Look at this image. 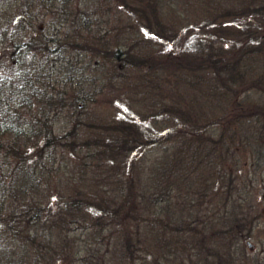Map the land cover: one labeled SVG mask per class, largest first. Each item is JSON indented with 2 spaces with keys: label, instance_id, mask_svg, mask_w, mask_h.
Segmentation results:
<instances>
[{
  "label": "rangeland",
  "instance_id": "rangeland-1",
  "mask_svg": "<svg viewBox=\"0 0 264 264\" xmlns=\"http://www.w3.org/2000/svg\"><path fill=\"white\" fill-rule=\"evenodd\" d=\"M141 1L152 8L151 24L149 17H134L121 0H0V82L5 67L10 70L23 59L26 64L17 70L39 63L45 81L31 94L23 87L21 96L9 88L0 96V110L9 102L24 133L0 130V178L24 187L5 198L9 209L0 216L5 221H0V264L15 256L23 264L263 262L264 122L260 131L244 135L239 118L264 119V41L255 71L259 77L248 75L236 85L217 80L222 88L229 86L225 111H218L220 103L209 92L203 95L206 83L196 79L189 89H176L192 110L184 108L183 115L209 117L197 131L174 124L168 132L163 111L172 105L165 95L172 78L154 79L140 59L155 55L156 63L160 59L168 68L182 69L215 51L222 64L232 63L238 46L234 29L249 25L256 37L264 36V22H250L248 16L257 21L261 14L264 20V0H229V18L207 22L209 14L223 15L227 9L209 4L200 29L198 16L195 22L191 17L197 13L196 0L170 1L171 7L162 0L161 11L174 14L170 20L158 16L161 11L156 13L159 7L152 0ZM233 15L247 19L236 22ZM22 20L30 22L28 28ZM37 35L48 48L61 50L51 65L45 63L53 55L22 51ZM125 53L127 63L119 59ZM79 85L86 92L78 94V107H85L81 117L69 106ZM248 91L252 100L246 101ZM86 122L98 130L128 131L133 142L141 138L144 145L130 149L125 158L116 150L119 139L110 141V150L93 152L84 145L80 152L77 144L95 140L79 126ZM228 141L235 144L232 156ZM17 144L20 150L13 154ZM229 222L243 237L239 251L229 236Z\"/></svg>",
  "mask_w": 264,
  "mask_h": 264
},
{
  "label": "trees",
  "instance_id": "trees-1",
  "mask_svg": "<svg viewBox=\"0 0 264 264\" xmlns=\"http://www.w3.org/2000/svg\"><path fill=\"white\" fill-rule=\"evenodd\" d=\"M153 3L158 6L159 8H156V13L161 11L163 9V4H162V0H152ZM172 2L174 4H176V0H165L164 2L169 6V2ZM196 4H197V13L191 15L192 17V21L195 22L196 17L198 16V25L199 29L201 27H203V19H204V15L203 14H207L210 13V8L207 6L209 4H214V6L217 8H219L221 5H225L227 9H224L225 13H223V15H214L212 16L211 14H209V18H207V22H211L212 20H217V19H221V18H229V0H196ZM122 7L127 8L129 12L132 13V15L138 19H140V17L146 16L149 17L146 18V22H148L149 24H151L150 19L152 17V8H149V6H145L141 0H121ZM130 6V8L128 7ZM171 7V6H169ZM189 8V7H188ZM190 11V9H189ZM198 14V15H197ZM174 14L172 13V15L169 12H164L161 11V15H158L162 18H165L166 20H170L171 16H173ZM249 16V21L251 22H258V23H262L264 22L261 14H259L257 17V21L254 18V16L252 17L251 15ZM174 17V16H173ZM208 17V16H207ZM188 19V17H187ZM246 16L242 15V16H236L233 15L232 16V20H236V22L239 21H244L246 20ZM249 22V24H250ZM23 24L27 25L26 27H29V23L27 20H22ZM241 24V23H240ZM157 23H155L154 26H156ZM251 26H253L252 24H250ZM14 29L18 28L19 24H18V20H16V23L13 24ZM158 26V25H157ZM255 31H257L256 28L254 27ZM160 29V28H159ZM211 30V28L209 29V31ZM157 32L162 33L160 30H157ZM234 35L236 38V42L237 45H241V47L239 48L238 46L236 47L235 50V57L232 61V63H229V61H227L228 63L226 64H222L221 62V58L220 56H218L217 52L213 51L214 53H210L209 55H204V57H201L199 59H194L192 61V63H195L196 65L194 66H183L182 69L178 66H173V69H171V65L168 66L165 63H162L160 61V59L158 60L159 63H156L154 60H156L155 55H153V59H151L150 57L146 56L147 59H143L141 58L140 60H143L146 62V64L148 65V67L146 66V64H142L143 68L147 67L146 70L147 72H150V75H152L154 77V79L156 80H161L164 77H171V81L172 84L170 87L171 89L167 90V94L166 97L168 99V104H172L171 107H167L166 111H163V114L165 115V121L164 124L168 126H171V128L168 129V132H172L170 130H173V125L176 124L175 128H178L181 126H185L186 128L184 129H189V130H200L201 127H204L206 124V120L209 119V117L205 116L202 117L198 114H196L195 116L192 115L191 113H185L184 115L182 114V111L184 108H186L187 111H192L191 108H188L187 105L185 104V98L182 94H176V90L178 87L179 88H187L188 87H192L194 84H192L191 82H194L196 79L200 84H207V88H205V94L203 95H207L209 92V95L211 97V95H213L212 101L215 102H219L220 103V107L219 110L221 109L224 110L225 107L227 105H229V86L222 88L223 85H220L219 82L217 80H220L219 78H225V80H227V83L229 85V82H234V85L242 83V81L246 80L247 78H249V76H256L259 77V73L255 72V71H259L256 67L261 66L260 63V58L258 59V54L261 53L259 50L261 48V45L263 44L262 41H264V36L261 37H256V35L253 34V31L251 29H249V25H247V27L243 26V24L240 25V27L236 29H234ZM241 35V36H239ZM250 35V36H249ZM22 37V35H21ZM51 42H56V39L54 37H52V41ZM69 42V41H68ZM66 43V45H68L69 43ZM16 44L13 45V47ZM150 48V47H149ZM149 48L147 47V50H149ZM59 49V48H58ZM56 50L55 45L53 46V48H48L47 47V42L44 41V39L42 38L41 35H37L35 36V38H33L28 44H26L25 46H23L22 51L23 53H25V55L30 54L32 52V50H37L43 54L48 53L47 55H53L52 58H55V60L53 61L52 58L50 60H48V62L46 61V65L48 66V63H54L56 61V59L58 60L61 56V54L59 55L61 50ZM223 51H226L225 49L221 48ZM258 49V50H257ZM21 51V52H22ZM229 51V50H228ZM205 53H207V51H205ZM127 54H129V51L127 52ZM125 53L124 57H119V59H122L124 61V63H127L130 58L129 55H127ZM49 55V56H50ZM152 56V55H150ZM19 57H22L19 56ZM117 56L115 55V58ZM18 58V57H17ZM49 59V58H48ZM189 60V58H188ZM31 61V60H30ZM157 61V60H156ZM190 61V60H189ZM231 62V61H230ZM22 64H26V60H19L18 63H14L13 68L12 69H8L7 67H5L4 69V74L1 77L2 80L0 82V96L5 95L8 91L7 89L9 88V92L10 93H16L19 94L21 96V94L24 91V88L27 89L28 93H32L33 91H35V88H41L42 84L45 83L43 76L41 75V71H39V63L36 64H32L30 65L31 68L27 69H21V70H17L16 67H20V65ZM156 65V69H154L155 67H152V65ZM53 66H49V68L52 70ZM158 67V68H157ZM42 69H44V67H41ZM149 69H154L149 70ZM170 69V70H169ZM240 69V70H239ZM256 69L252 72H250L251 70ZM9 71H11V73L9 74ZM53 71V70H52ZM50 74L52 73L51 71H49ZM48 72V74H49ZM43 73V72H42ZM10 75V76H9ZM249 75V76H248ZM248 76V77H247ZM202 78H204L202 80ZM154 81V80H153ZM150 82V81H148ZM147 82V83H148ZM46 87V84L44 85ZM146 86L149 87H153L156 89L155 86L151 85L149 83L146 84ZM24 87V88H23ZM197 87V86H196ZM186 89V90H187ZM213 90L210 92V90ZM7 91L5 94H3L4 91ZM157 92L159 93L158 89H156ZM76 94L72 96L71 101L69 106L72 107V114H78L77 117H81L84 112H85V107L83 106V108L78 107L80 105L78 101V94H83L86 93L84 91V86L83 85H79L75 88ZM211 93V94H210ZM249 93L245 92L244 95L246 94V98L245 100H252V98H248L247 95ZM3 94V95H2ZM156 101L157 99L160 97V95L156 96ZM164 101H166V99H164ZM252 102V101H251ZM258 105V104H257ZM225 111V110H224ZM180 112L182 115L180 118H178V113ZM15 110H13V108H10V104L9 102L6 103L5 107H1L0 110V120H1V125H0V130H2L1 132L7 131L8 133L13 132V134H19L21 133L24 136L23 133V126H20V121L18 122V120L16 119V115H15ZM152 114V113H151ZM156 113H153L152 115H155ZM176 115V116H175ZM19 117V115H18ZM151 117V116H150ZM187 118V119H186ZM190 118V120L188 119ZM79 119V118H77ZM76 119V120H77ZM262 122H264L263 118H257L256 116H249V117H243V118H239V125L242 126V130L244 135L247 132H251L253 133L254 131L259 130L262 128ZM153 123L156 124V120L153 121ZM27 129H31V126L29 124ZM157 125V124H156ZM178 125V126H177ZM38 126V125H37ZM35 126V128L37 127ZM79 126L81 128H84V131H86L85 133H88L89 135H93L95 137L94 142H90V143H79L78 148H76V150L78 149L81 152V149H84L85 147L88 146V148H91V150L98 149V148H105L106 150H110L109 145H110V141H114V140H120L117 143V147L116 150L117 152L120 154L121 157L125 158L128 156L129 154V150L133 149L135 150V147H138L140 145H144L143 140L137 139L135 142H133V138L132 135L128 132V131H121V130H117V127H109L108 129L106 127H104V130H98L96 127H94V125L89 126V123L86 122L84 124H79ZM154 128V125H153ZM155 130H157V128L153 129L152 133L155 134ZM260 133V132H258ZM254 134V133H253ZM42 136V135H41ZM242 136V134H241ZM76 139L74 140H78V137H74ZM235 138L233 139V142L235 143ZM62 140V139H61ZM240 140V139H239ZM242 140H243V136H242ZM247 143H250V139L246 140ZM23 140L19 141V143H22ZM61 142V141H60ZM241 142V140H240ZM196 146H199V144H197V142H194ZM64 144H68L64 143ZM48 146V144H46ZM53 147L56 146V144L52 143L49 144ZM58 145L61 146V148H64L65 145L59 143ZM87 145V146H84ZM235 144H230L229 145V141H228V148H229V154L236 153L233 150V146ZM252 145V144H251ZM155 146V145H153ZM19 144L16 145L17 149L12 148L11 152L14 154L17 150L19 151ZM43 158V157H42ZM164 159V158H163ZM43 172V171H42ZM44 174V172H43ZM43 176V175H42ZM34 181H35V177ZM132 187V186H131ZM24 187H17L14 186L13 184H6L5 181L3 180V178H0V216L4 213V211H7L9 209V207L6 206V196L7 195H11L15 192L20 193L21 191H23ZM123 190V189H121ZM112 191V190H110ZM145 191V192H144ZM143 192L145 193L144 197L147 195L148 193V188H144ZM129 193H131V190H129ZM107 194V193H105ZM73 203V202H72ZM70 201L66 202V204H72ZM108 203V202H107ZM6 207V208H5ZM103 208V206L101 207ZM132 211H134V208L132 209ZM37 214V213H36ZM36 216V215H35ZM8 217V216H7ZM1 218V217H0ZM3 219L1 218L0 221H2ZM230 220V218H229ZM154 221V219L150 218L149 222ZM233 221V220H231ZM5 222V221H4ZM3 222V223H4ZM2 225V224H0ZM230 222H229V236H232L231 238H233L236 241V250H238V248H241V246L239 245V243H241L243 241V237L240 233L236 234V229H234L232 226L230 227ZM1 227V226H0ZM20 229V228H19ZM18 229V230H19ZM17 230V232H18ZM8 231V229H7ZM15 230H12V232H9L11 237H15L16 234L14 233ZM239 251V250H238ZM237 251V252H238ZM242 252V251H240ZM239 256V255H238ZM238 256H234V257H238ZM233 257V260H234ZM256 260H258V258L255 257ZM237 260V259H236ZM235 260V261H236ZM3 264H23V258L20 256V259L17 258L15 256V258L11 257L8 258L7 261H5V263Z\"/></svg>",
  "mask_w": 264,
  "mask_h": 264
},
{
  "label": "flooded vegetation",
  "instance_id": "flooded-vegetation-1",
  "mask_svg": "<svg viewBox=\"0 0 264 264\" xmlns=\"http://www.w3.org/2000/svg\"><path fill=\"white\" fill-rule=\"evenodd\" d=\"M247 245L249 246V249H252L253 246H251L249 243H247ZM262 253H264V249H263V252H261V254H262ZM259 255H260V252L257 253L256 257L258 256V258H259ZM253 258H255V257L253 256ZM262 260H263L262 263H261L260 260H259V264H264V259H262Z\"/></svg>",
  "mask_w": 264,
  "mask_h": 264
}]
</instances>
